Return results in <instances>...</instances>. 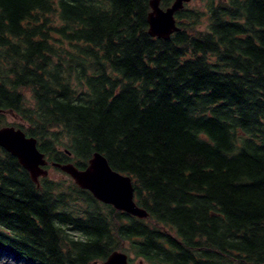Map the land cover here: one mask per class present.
<instances>
[{
    "label": "trees",
    "instance_id": "1",
    "mask_svg": "<svg viewBox=\"0 0 264 264\" xmlns=\"http://www.w3.org/2000/svg\"><path fill=\"white\" fill-rule=\"evenodd\" d=\"M205 1L166 41L148 33L150 0H0V128L36 138L50 163L102 154L150 215L63 172L38 187L0 148V254L264 264V0Z\"/></svg>",
    "mask_w": 264,
    "mask_h": 264
},
{
    "label": "water",
    "instance_id": "2",
    "mask_svg": "<svg viewBox=\"0 0 264 264\" xmlns=\"http://www.w3.org/2000/svg\"><path fill=\"white\" fill-rule=\"evenodd\" d=\"M190 2L191 0H175L170 7L163 9L161 0H150L149 35L167 41L178 33L180 27L176 14ZM0 148L18 160L38 187L40 178L48 177L46 167L49 162L40 151L38 140L27 136L22 129L12 126L0 128ZM52 166L69 175L80 189L90 192L97 201L141 220L150 217L146 209L139 207L135 201L132 178L113 170L102 154L95 153L84 169H79L72 163H52ZM104 264H129V256L122 251H114Z\"/></svg>",
    "mask_w": 264,
    "mask_h": 264
},
{
    "label": "rangeland",
    "instance_id": "3",
    "mask_svg": "<svg viewBox=\"0 0 264 264\" xmlns=\"http://www.w3.org/2000/svg\"><path fill=\"white\" fill-rule=\"evenodd\" d=\"M206 6H207V3L205 0H191L190 3L185 5L184 9L189 10V11L196 10V9L199 11H204L206 9ZM188 22H190V20L187 18H184L182 20V23H188ZM205 27H206L205 24H203L201 27H197V28H199V30H204ZM6 120L9 123L14 124V125H18V126L23 125L22 124L23 122L20 121V119L13 114H8ZM49 173H50L49 175L55 179L66 180L68 178L61 171H56L52 167L49 168ZM121 251L126 253L129 256V259L131 260L129 262L130 264H141L140 260L135 257L133 252L128 251V250L126 251L121 250ZM104 262L95 263V264H104ZM0 264H26V263L22 260L15 259L12 255L0 254ZM27 264H31V263H27Z\"/></svg>",
    "mask_w": 264,
    "mask_h": 264
}]
</instances>
